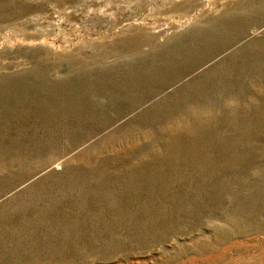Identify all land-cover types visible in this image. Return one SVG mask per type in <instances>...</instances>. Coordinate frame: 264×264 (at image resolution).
I'll use <instances>...</instances> for the list:
<instances>
[{
  "label": "rangeland",
  "instance_id": "obj_1",
  "mask_svg": "<svg viewBox=\"0 0 264 264\" xmlns=\"http://www.w3.org/2000/svg\"><path fill=\"white\" fill-rule=\"evenodd\" d=\"M0 264H264V0H0Z\"/></svg>",
  "mask_w": 264,
  "mask_h": 264
}]
</instances>
